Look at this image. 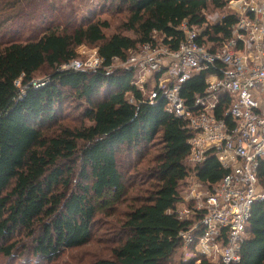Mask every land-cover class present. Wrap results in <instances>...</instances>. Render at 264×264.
<instances>
[{
	"label": "trees",
	"instance_id": "1",
	"mask_svg": "<svg viewBox=\"0 0 264 264\" xmlns=\"http://www.w3.org/2000/svg\"><path fill=\"white\" fill-rule=\"evenodd\" d=\"M111 1L118 12L127 13L120 30L132 37L121 33L108 37L110 23L101 19L76 25L80 18L75 10L53 20L55 25L65 18L73 25L72 33L60 27L38 32L37 27L25 40L6 41L0 36L3 259L19 260L16 253L23 241L30 242L23 245L24 257L30 252L46 264L91 244L97 216L114 212L129 196L130 179L120 170L119 156L124 152L143 156V150L157 143L158 154L142 172L149 189L133 199L123 238L111 248V257L93 264H183L180 233L190 224L182 223L175 210L182 200L181 183L193 171L186 165L191 134L185 121L166 111L163 99L154 105L128 101L127 94L134 92L135 68L113 73L108 68L114 59L126 60L146 44L177 50L184 40L179 30L184 22L203 29L201 44L229 40L237 17L227 11L231 0ZM17 3L23 5L24 0ZM93 12L89 9L90 16ZM215 12L226 17L221 24L207 25L208 14ZM84 45L98 48L101 69L62 70L78 58L77 49ZM45 70L51 76L43 85H34ZM205 91V76L198 75L184 85L182 96L192 105ZM71 98L83 104L77 109L82 110L80 123L75 125L64 118L63 107ZM136 99L140 101L141 95ZM196 172L208 186L227 173L214 157L197 166ZM258 176L264 187V162ZM241 253V264H264V202L252 209Z\"/></svg>",
	"mask_w": 264,
	"mask_h": 264
},
{
	"label": "built area",
	"instance_id": "2",
	"mask_svg": "<svg viewBox=\"0 0 264 264\" xmlns=\"http://www.w3.org/2000/svg\"><path fill=\"white\" fill-rule=\"evenodd\" d=\"M227 11L237 17L229 40L201 44L203 29L184 22L177 50L146 44L108 68L111 72L114 63L135 68L128 101L154 105L163 99L166 111L185 121L191 134L186 165L193 171L181 183L188 192L175 210L182 223L190 224L180 233L183 264H241L252 209L264 202L258 176L264 162V0H231ZM225 17L209 14L207 25L221 24ZM93 55L86 53L85 61L75 60L62 70L101 69L98 48ZM198 75L205 76L206 91L187 105L183 87ZM210 157L227 172L213 186L200 182L196 172Z\"/></svg>",
	"mask_w": 264,
	"mask_h": 264
},
{
	"label": "rangeland",
	"instance_id": "3",
	"mask_svg": "<svg viewBox=\"0 0 264 264\" xmlns=\"http://www.w3.org/2000/svg\"><path fill=\"white\" fill-rule=\"evenodd\" d=\"M17 1L19 0H0V36L6 41L13 39L25 40L27 37L29 39L31 31L37 27L38 32H40V29L43 27H60L62 30H68L69 33H72L73 31L70 29L73 25H69L68 22H65V18L58 24L56 22L54 25L53 22V20L63 18L62 14L67 15L69 11L72 10H75V16L80 18V22L77 21L76 25L88 21L89 19H101L110 23V29L107 31L108 37L115 33H121L124 36L132 37L130 33L121 32L120 30V26L127 18V13L118 12L117 5L111 0H24L23 5H20ZM38 5H40V7L37 8ZM89 9L95 11L93 12V16H90ZM42 16L47 19L45 22L42 20ZM96 49L97 48L86 45L78 48V58L75 62L85 61L86 53L89 52L93 58V51ZM121 69L122 67L118 63H114L111 72L113 73ZM51 73V71L45 70L43 73L38 74L34 80V85L44 84L51 76ZM80 105L83 104H78L71 98L68 99L63 107L64 118L70 121L71 125L80 123L79 115L82 110L77 111ZM157 145L158 144L155 143L143 150V156L137 154L132 155V153L127 152L119 156L118 162L120 170L127 180L130 179L127 201L114 210V212L111 211L105 214H99L94 226V238L92 243L87 247L67 252L55 264H93L97 259H108L111 257V248L123 238L122 229L125 215L132 207L133 199L149 189L150 182L148 177H145L142 172L147 168V162L154 159L158 154L159 146L157 147ZM186 192H188L187 185H182L180 187V194L183 196ZM186 207L188 206L186 205ZM24 243L30 245L28 241L22 242L21 250L16 253L19 260H10V262L0 256V264H46L36 259L30 252L24 257V252L26 250L23 249Z\"/></svg>",
	"mask_w": 264,
	"mask_h": 264
}]
</instances>
